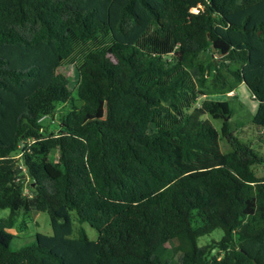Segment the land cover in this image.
I'll list each match as a JSON object with an SVG mask.
<instances>
[{
    "label": "trees",
    "instance_id": "trees-1",
    "mask_svg": "<svg viewBox=\"0 0 264 264\" xmlns=\"http://www.w3.org/2000/svg\"><path fill=\"white\" fill-rule=\"evenodd\" d=\"M242 82L264 128V0H0V264H264V154L199 101Z\"/></svg>",
    "mask_w": 264,
    "mask_h": 264
},
{
    "label": "rangeland",
    "instance_id": "rangeland-1",
    "mask_svg": "<svg viewBox=\"0 0 264 264\" xmlns=\"http://www.w3.org/2000/svg\"><path fill=\"white\" fill-rule=\"evenodd\" d=\"M194 10L197 9L194 8ZM209 54L210 52H207V54L204 55V58H207ZM59 71H63L70 77L69 86L73 89V93L77 97V70L74 65L67 64L60 66ZM193 72L195 76L199 75L197 69H194ZM204 98L224 99L228 101L233 108V115L228 118L232 126H234L233 132L238 137L250 141L258 151L264 154V128L256 127L251 122V119L258 108V101L254 99L251 90L245 82L239 83L232 91L210 88L208 92L199 99L200 103ZM74 104L80 107L83 103L80 100H75ZM72 108L73 104L58 103L55 115L53 117H45L43 123L46 126H54L53 130L55 131L59 124V119ZM215 123L217 125L222 124L221 121H215ZM57 156L58 152L54 150L51 157L57 161ZM19 169H21V167H19ZM28 192L31 193L30 191ZM9 213V208H0V218L7 216ZM79 226L80 223L75 220L74 227L77 228ZM84 227L86 228L90 239H98L99 232L96 228L92 227L88 222L84 223ZM8 230L16 235L12 242L13 248H20L25 244L34 241V235L37 232L49 235L53 234V227L49 213L46 211H39L35 206L32 207L28 214L25 212L21 213L18 216L15 225ZM222 235L223 230L218 228L210 234L199 237L198 243L204 245L212 240L221 239Z\"/></svg>",
    "mask_w": 264,
    "mask_h": 264
}]
</instances>
